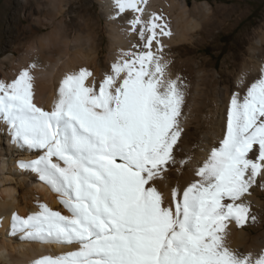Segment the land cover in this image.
I'll return each mask as SVG.
<instances>
[{
    "label": "snow or ice",
    "instance_id": "1",
    "mask_svg": "<svg viewBox=\"0 0 264 264\" xmlns=\"http://www.w3.org/2000/svg\"><path fill=\"white\" fill-rule=\"evenodd\" d=\"M143 3L115 0L119 13H140ZM129 23L139 50L120 52L98 81L85 67L66 74L50 107L36 98L33 64L0 80V123L12 143L37 153L18 167L68 213L46 204L13 213L10 235L74 249L34 264H264V245L255 254L229 241L231 225L257 220L247 197L264 175V66L258 76L241 72L236 91H217L202 162L178 160L188 84L171 78L162 56L160 38L172 33L161 16Z\"/></svg>",
    "mask_w": 264,
    "mask_h": 264
},
{
    "label": "bare ground",
    "instance_id": "2",
    "mask_svg": "<svg viewBox=\"0 0 264 264\" xmlns=\"http://www.w3.org/2000/svg\"><path fill=\"white\" fill-rule=\"evenodd\" d=\"M10 1L0 2V19L8 9ZM96 1L101 5L102 15L106 19L104 20L107 21V28L109 27L110 30L109 42L111 41V47L113 48L109 49V56H105L108 57L107 65L109 66L106 65L107 68H110L111 63L120 52L138 51L139 47L133 49L132 45L139 46L143 43L140 40L139 33L133 32L129 23L136 15H139L145 24L151 21L154 15L161 16L163 22L169 26L172 35L160 38L163 45L162 56L164 60L169 62L171 78L174 79L176 76H180L188 84L184 107L185 119L182 120L185 138L177 151L178 160H180L183 147L199 135L198 122L201 117H205L202 112L206 111L207 117L214 116L213 108L217 91L225 86L230 87L231 91H236V81L241 72L251 71L253 75L258 76L260 67L264 66V11L252 30L236 38L232 45H225L228 49L236 48L238 55L235 58L234 69L224 70L222 76L213 67L206 69L204 67L205 60L196 62L192 58H187L181 61L177 57L180 50H192L207 44L209 41L217 45V40L222 38L221 33L227 32L229 34L231 29L247 17L249 12L243 8L244 3L242 0H235V4L199 3L200 0H194L190 4L191 6H188L189 0H145V3L141 6L143 11L140 13L132 10L119 13L115 0ZM70 2L71 0L17 1V8L24 9L30 4H33L34 8L18 15L17 22L13 23L15 33L6 42V45L0 48V80L11 82L19 75L21 70L31 64L24 54V45L33 36L41 33L44 27L49 28L62 22L70 31V34H79L81 37L91 34L94 39L96 38V34L92 30L85 29L88 25L87 21L74 20V16L70 11ZM1 24L0 21V26ZM83 30H86V32L83 33ZM97 50L95 47L93 59L80 63L73 71L85 67L93 72L97 81L101 79L109 69L104 67L107 69L104 72V63L100 61L98 64L96 61L99 57L97 56ZM47 58V54L41 56L42 60ZM251 59L259 60L261 63L257 64L259 61L252 63ZM68 73L70 72L61 69L51 78L34 81L36 98L44 107L51 106L61 80ZM90 81L91 78L86 83H90ZM224 99L226 105L228 97L225 96ZM205 119L202 122L204 130H206L208 124V119ZM36 155L37 153L12 143L5 125L0 123V264H34L35 260L44 255H59L74 250L71 247L61 245L22 240L20 238L21 233L10 235L13 213L26 217L38 211L40 204H46L53 210L60 211L64 215L68 214L62 205H58L57 196L39 181L34 173L18 167L20 162L34 159ZM257 156L258 146H254L249 153V158L255 160ZM188 167H192V165L189 164ZM175 175V170H173V177ZM12 181H15V185H12ZM166 183L168 182L166 181ZM262 184H264V175L257 177L256 185L259 189H254V186H256L254 185V190H250L251 196L247 197V201H250V214L257 217L256 222L249 220L242 228H237L235 225L230 226V244L240 252L251 251L258 254L261 246L264 245V200L259 197L264 194ZM16 187L21 190L18 197L15 195ZM161 187L166 196H170L171 184L169 183V188H163V185Z\"/></svg>",
    "mask_w": 264,
    "mask_h": 264
},
{
    "label": "rangeland",
    "instance_id": "3",
    "mask_svg": "<svg viewBox=\"0 0 264 264\" xmlns=\"http://www.w3.org/2000/svg\"><path fill=\"white\" fill-rule=\"evenodd\" d=\"M3 1L4 0H0L1 3ZM17 1L18 0H11L10 1V5H9L8 9L5 11V13H3V15L0 19V21L2 22V24L0 26V30H1L0 31L1 32V34H0V48L2 46L6 45V42L11 38L13 33H15L13 23L17 22V19L19 17L18 15H20L22 12L24 13L25 11L29 10L30 8H34L33 4H30L27 8H24V9H22L21 7L17 8V5H16ZM193 1L194 0H189L188 6H191L190 4ZM203 2H208L211 4H214V3L235 4L236 3L235 0H200L199 3H203ZM242 2L244 3L243 8L246 9L247 12H249L247 17L242 19L233 29H231L229 34L227 32L221 33L222 38L220 40H217V43H216L217 45H215L214 43L209 41V42H207V44L201 45V46H199L195 49H192V50H189V49L180 50L179 53L177 54V57L180 58L181 61H183L187 58H192L196 62H201V61L205 60L206 62L204 64V67H206V69L209 67H213L214 70L217 71V73L220 76H222L224 70H229V71L233 70L234 66H235V58L238 55V50L236 48L228 49L225 45H227V44L232 45V43L234 42V40L236 38H239L240 36H242L243 33H246V32H249L250 30H252L255 27V25L257 24V22L260 20L262 13L264 11V0H242ZM70 11H71V14L74 16L75 21H77V20L87 21L88 25L85 29L88 28L89 30H92L94 32V34H96L95 35L96 38L94 39V41L96 40L95 44L97 46L95 45V47H96V50L98 49L97 50V52H98L97 56H99V57H97V59L99 61L98 60H96V61L98 62V64L100 63V61H101V63H104V66H103L104 70L103 71L106 72L105 70L109 69V70H107L109 72L110 68H107V66H109V65H107L108 64V62H107L108 57H105V56H109V53H108V52H110L109 49H113V48L111 47V41L109 42L110 30H109V27L107 28V26H108L106 23L107 21H105L106 19L102 15L101 5L96 0H71ZM4 14H6V15H4ZM11 25H13V26H11ZM94 29H96V30H94ZM47 30H48V28L44 27L42 32L47 31ZM108 30H109V32H107ZM83 31H84L83 33L86 32V30H83ZM107 53H108V55H107ZM258 61H256L255 59H251L252 63H255ZM259 63H261V62L259 61L257 64H259ZM104 67H106L107 69H105ZM107 73H105V74H107ZM202 114L205 117L208 116L206 111H203ZM205 117L204 118L201 117L200 121L198 122L199 132H200L199 135L197 136L198 138L194 137L193 140L189 141L183 147L180 159H185L188 156H193L195 161L200 162L202 160L203 156L205 155V152L201 151V149L204 147L206 148L208 145L206 144V142L201 144L200 138H199V137H201L202 132H205L204 128H202L203 127L202 122L204 121ZM201 119H203V120H201ZM207 119H208V117L205 120H207ZM200 128L202 131L200 130ZM11 183H13L12 185H15V181H12ZM254 189H259V187L256 185V186H254ZM19 193L21 194V190L18 187H16L15 195L18 197ZM259 197L262 200H264V194L260 195ZM58 205H60V204L58 203Z\"/></svg>",
    "mask_w": 264,
    "mask_h": 264
},
{
    "label": "clouds",
    "instance_id": "4",
    "mask_svg": "<svg viewBox=\"0 0 264 264\" xmlns=\"http://www.w3.org/2000/svg\"><path fill=\"white\" fill-rule=\"evenodd\" d=\"M24 54L34 65L33 78H51L63 69L73 71L80 63L90 61L95 55V41L91 34L81 37L71 33L59 22L47 31L36 34L24 45ZM47 54V59L41 56Z\"/></svg>",
    "mask_w": 264,
    "mask_h": 264
}]
</instances>
